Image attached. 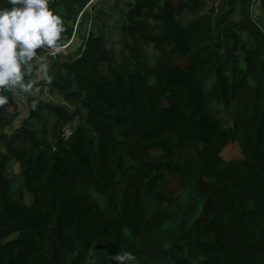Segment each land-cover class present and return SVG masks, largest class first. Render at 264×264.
Returning <instances> with one entry per match:
<instances>
[{
    "label": "trees",
    "instance_id": "1",
    "mask_svg": "<svg viewBox=\"0 0 264 264\" xmlns=\"http://www.w3.org/2000/svg\"><path fill=\"white\" fill-rule=\"evenodd\" d=\"M49 6L63 47L80 16L98 30L65 61L38 50L52 82L33 78L63 105L37 96L33 110L28 95L21 118L20 91L2 93L0 264H115L122 251L138 264H264V0ZM150 48L187 61L153 60ZM230 144L241 157H224ZM168 176L184 182L179 194L159 189Z\"/></svg>",
    "mask_w": 264,
    "mask_h": 264
},
{
    "label": "clouds",
    "instance_id": "2",
    "mask_svg": "<svg viewBox=\"0 0 264 264\" xmlns=\"http://www.w3.org/2000/svg\"><path fill=\"white\" fill-rule=\"evenodd\" d=\"M49 5L50 0H6V6H0V107L9 102L3 92L19 90L34 97L31 108L35 110L41 89L33 73L52 82L46 57L38 50L62 52L66 27L62 15ZM109 258L115 264H138L131 251Z\"/></svg>",
    "mask_w": 264,
    "mask_h": 264
},
{
    "label": "rangeland",
    "instance_id": "3",
    "mask_svg": "<svg viewBox=\"0 0 264 264\" xmlns=\"http://www.w3.org/2000/svg\"><path fill=\"white\" fill-rule=\"evenodd\" d=\"M100 10L103 9H109L110 12L113 11L112 6L110 5H106V6H100L99 8ZM262 9L260 8V6H258L257 8V12L259 14H261ZM89 12V9L86 10V13ZM263 19H264V15H263ZM109 28L112 29L113 23H112V18H110L109 20ZM92 29L93 32H96L98 30L97 24L96 23H92V27H90V22H89V18H83L82 16H80L79 19V27H77V34L74 35V37L72 38V40L69 41V43L67 44V47H63V51L61 55V61H65L68 59V54L70 52H77L78 48L82 45L83 39L81 34H86L88 32L89 29ZM111 33V40L113 39H117V33L115 32H108ZM113 38V39H112ZM149 53L151 55V58H153V60H155L156 56H159L162 60L169 62L170 64H178V65H184L187 61L186 58H182L179 57L177 55L172 54L169 51L166 50H153L152 48H150ZM51 59L49 57L46 58V61L48 63V65L50 66L49 62ZM50 70V67H49ZM41 79H43L42 77H40ZM39 78V79H40ZM41 91L39 93L38 96H40V98L47 100L48 102L55 104V105H63V101L60 97V95H58V93L56 91H54L53 89H50L49 87H40ZM28 94L22 93V92H18V100H17V106L18 109L21 112V118H24L27 116L28 114V110L29 107L27 106V99ZM11 112H14L16 110V108H11L10 109ZM46 116H48L47 122L48 125L45 127V129L47 130V133L49 136L52 135L53 132V127H54V121L55 118L54 116L50 115L48 112L46 113ZM77 124L76 121L73 122H69L67 125L75 127ZM193 145H189L188 148L186 149L187 153L191 152L193 150ZM223 155L226 158H237V157H241V151L240 148L237 144H230L228 145L224 150H223ZM19 169L18 166L16 164H13L11 166H9L8 169V174L16 176V179L18 180L17 185L15 186L14 190H16V192H18L20 190V187L23 185L21 179L19 178ZM183 181L181 179H179L177 176H168L166 177V179L160 184L159 189L162 190L163 192L169 194V195H177L179 194L184 185H183Z\"/></svg>",
    "mask_w": 264,
    "mask_h": 264
},
{
    "label": "built area",
    "instance_id": "4",
    "mask_svg": "<svg viewBox=\"0 0 264 264\" xmlns=\"http://www.w3.org/2000/svg\"><path fill=\"white\" fill-rule=\"evenodd\" d=\"M54 55L55 53L49 52L48 55ZM47 55V54H46ZM73 134V128L72 127H66L63 131L64 137L67 139Z\"/></svg>",
    "mask_w": 264,
    "mask_h": 264
},
{
    "label": "water",
    "instance_id": "5",
    "mask_svg": "<svg viewBox=\"0 0 264 264\" xmlns=\"http://www.w3.org/2000/svg\"><path fill=\"white\" fill-rule=\"evenodd\" d=\"M96 1H97V0H93L94 3H96ZM91 22H92V20H91Z\"/></svg>",
    "mask_w": 264,
    "mask_h": 264
},
{
    "label": "crops",
    "instance_id": "6",
    "mask_svg": "<svg viewBox=\"0 0 264 264\" xmlns=\"http://www.w3.org/2000/svg\"><path fill=\"white\" fill-rule=\"evenodd\" d=\"M10 175V174H9Z\"/></svg>",
    "mask_w": 264,
    "mask_h": 264
}]
</instances>
